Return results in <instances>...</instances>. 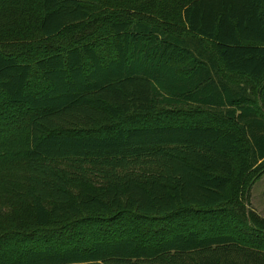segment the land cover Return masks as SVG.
<instances>
[{
    "label": "trees",
    "instance_id": "1",
    "mask_svg": "<svg viewBox=\"0 0 264 264\" xmlns=\"http://www.w3.org/2000/svg\"><path fill=\"white\" fill-rule=\"evenodd\" d=\"M227 74L264 92V0H0V264H264L229 207L264 96Z\"/></svg>",
    "mask_w": 264,
    "mask_h": 264
},
{
    "label": "rangeland",
    "instance_id": "2",
    "mask_svg": "<svg viewBox=\"0 0 264 264\" xmlns=\"http://www.w3.org/2000/svg\"><path fill=\"white\" fill-rule=\"evenodd\" d=\"M120 3H117L116 5H119ZM139 12H136L137 15L142 16H150L149 11L142 8L141 5L137 6L135 8ZM142 13V14H141ZM100 30L96 33L83 31L81 35H86V38H90L95 44H97L100 47V50L106 51L107 47L111 41L110 35L107 30L103 29L101 26ZM169 29L172 31H180L181 33L184 30L183 25L180 23L179 20H176L175 16H171V20L169 22ZM17 37L10 36V38H6L5 41L18 44L20 43L17 41ZM74 39H79V36L76 35ZM70 40V39H69ZM61 43L64 44L63 39L59 38L58 40ZM55 42V41H54ZM48 44V42H47ZM226 81L232 86L236 87L239 85H246L249 87L250 93H251V101L252 104L256 108H260L263 106L262 104V97L264 96V92L262 89H259L258 86L255 84H252L250 81L244 78H239L232 75H225ZM19 130V129H18ZM3 136L0 137V140ZM248 192V195H247ZM248 196V197H247ZM229 207L232 213V216L235 217V219L238 222L237 226V234L242 238L244 242L251 243L252 242V235L246 228V215L248 214V211H254L258 215H260L262 218H264V175L261 178H257L255 180H248L247 182L245 179L240 178L239 181L232 187L230 191V203ZM83 226H80V228H77L75 231V235H79L78 229H83ZM144 233L141 237H146L147 240H156L163 232H169L167 231L169 228L168 225L160 224V223H148L144 226ZM195 227L198 230H206L203 226L195 225ZM205 231V232H206ZM66 237V236H65ZM72 242H75L72 240ZM254 242H259L254 241Z\"/></svg>",
    "mask_w": 264,
    "mask_h": 264
}]
</instances>
